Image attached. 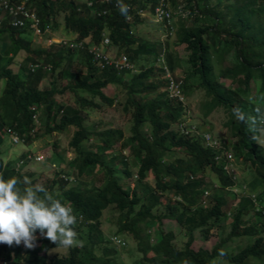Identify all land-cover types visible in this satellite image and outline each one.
<instances>
[{
	"label": "trees",
	"instance_id": "1",
	"mask_svg": "<svg viewBox=\"0 0 264 264\" xmlns=\"http://www.w3.org/2000/svg\"><path fill=\"white\" fill-rule=\"evenodd\" d=\"M117 1H122L125 7L132 4L147 14H152L159 2L30 0L29 7L37 14L42 36L49 37L46 29L58 28L57 20L64 16L62 27L72 37L100 45L107 36L109 48L116 49L117 55L126 54L134 64L144 60L136 72L102 70L89 51L72 50L64 45L33 48L31 36H37L34 30L12 27L10 17L0 25V84L5 83L0 95V175L5 179L17 177L23 191L24 178L33 174L21 169L28 161L36 162L27 152L17 161H5L1 146L8 128L16 130L30 144L43 134L62 133L74 127L70 141L74 157L67 161L71 171L64 167L62 172L55 171L50 185L44 187L53 194L59 193L61 201L72 207L77 217L74 228L85 240L82 245L71 247L67 256L49 259L48 251L58 244L38 231L34 248L22 243L0 244V264H124L119 250L110 245L101 229L103 213L112 206L121 213L120 232L132 233L139 242L142 257L134 264H250L252 259L264 262V211L260 207L264 201V148L257 143L259 133L264 130V0H170L173 9H182L178 4L185 1L184 7L194 24H181L177 33L179 47L184 46L188 52L184 94L187 96L194 90L187 91L188 83L199 78L198 87L210 98L206 115L224 109L234 157L252 164L257 177L249 183L250 191L254 192L259 185L263 189L256 203L250 196L252 192H248L238 206H230L228 210L229 199L232 197L234 201L236 196L230 190L235 182L224 169L226 148H207L202 133L182 134L177 128L183 123L186 108L170 99L169 85L163 79L166 70L158 66V61L164 58L179 83L177 54L162 43L137 36L134 27L143 20L136 15L128 22V15L135 12L122 14L120 7H113ZM90 2L95 3L93 8ZM21 51L27 56L16 72L11 64ZM82 57L86 65L77 63L74 67ZM216 57L222 66L226 61L230 63L219 77L215 73ZM36 64L40 68L33 71ZM48 76L52 77L51 82L44 87ZM58 79L67 80V85L58 84ZM109 87L121 88L125 93L123 111L130 114L132 123L129 137L121 129L100 130L87 124L91 110L100 109L102 104H115V99L105 94ZM67 93L74 98L72 104L56 100ZM41 113L45 119L38 126L35 118ZM87 140L92 145H85ZM51 145L54 152L61 151L55 142ZM117 146L119 151L114 154ZM125 150L135 158L136 173L130 169ZM21 159L22 168H17ZM96 168L108 174L100 186L85 180L88 169ZM207 169L214 172L216 181L210 183L204 173ZM62 174L73 175L76 182L70 184ZM150 174L154 185L148 182ZM134 177L135 185L130 186L126 180ZM254 210L256 215L250 217ZM166 219L178 222L185 230L188 241L184 248L176 244L174 232L162 229ZM228 221L230 232L224 237L227 226L222 223ZM210 222L220 229L218 243L212 249L194 250L195 231L202 229L208 237L206 227ZM157 227L161 237L152 243L151 231ZM242 237L254 241L239 246L238 252L220 249Z\"/></svg>",
	"mask_w": 264,
	"mask_h": 264
},
{
	"label": "rangeland",
	"instance_id": "2",
	"mask_svg": "<svg viewBox=\"0 0 264 264\" xmlns=\"http://www.w3.org/2000/svg\"><path fill=\"white\" fill-rule=\"evenodd\" d=\"M83 0H80L82 2ZM179 6H182V12H180L179 8H172L175 11V22H174V35L168 34L167 29L164 28L161 24H159L157 21L151 17L150 14H147L146 18H143V23L138 24L137 27H134V32L137 36L142 38L144 41H149L152 43H162L164 44L165 48H170L171 52L177 54L178 57V67H177V75L184 79L186 72L188 71L189 64L187 62L188 58V52L185 49L184 46L179 47L178 45V39H177V33L178 29L180 28L181 24H185L188 26H191L193 24L192 18L188 17V10L186 11V5L185 1L179 2ZM222 9H225L224 6H222ZM64 16L61 17V19L57 20V25L58 28L55 30L51 31L54 36V38H57L55 36H61V38L65 39H75L71 35L67 34V32L64 30V24H63ZM194 25V24H193ZM62 31V32H61ZM31 39L33 40V48H48L49 43L47 42V37L42 36H31ZM89 46L95 47L96 45L93 44L91 45V42L88 41ZM1 45V44H0ZM106 52L110 56H117L116 54V49L114 48H108L106 47ZM162 48H160V51ZM27 53L24 51H21L18 53L16 57H14V62L11 64V68L18 72L20 69L21 63L24 61L26 58ZM222 59V58H221ZM77 63L80 65L85 66L86 65V60L85 58H81L80 60L76 61L74 64V67L77 66ZM144 63L143 61L136 62L135 66L136 69L138 70L139 65ZM229 62L226 61L223 66H222V61L220 59L214 60V65H215V73L216 77H219L221 70L229 66ZM50 75V74H49ZM52 77L48 76L46 78V82H44V87H48V85L51 82ZM64 82V83H63ZM199 78H194L191 80V82L188 83L189 88L187 89H194L192 92H189L187 95V110L185 114V118L188 121H191L193 124H197L199 130L202 132H207L211 133L212 135H215L217 138H220L222 140L226 139L228 141H233L231 139L229 130L225 127V122L227 120V115L224 112V109H217L213 113H211L209 116L206 115V112L208 110V102L210 101V98L206 96V93L200 89L199 86ZM227 84V86L230 84V82H224ZM58 84H63L67 85V80L65 82L64 79H58ZM5 83L2 82L0 84V95L2 90L4 89ZM233 86V85H231ZM257 89V86H256ZM255 89V90H256ZM105 94L110 97L115 99V104L113 106L110 105H104L100 103V99H97L96 101L103 106L100 109L96 110H91V114L88 117L87 124L90 126H96L100 130H106V129H121L124 131L126 137H129L131 135L130 133V128H131V116L130 114H126L123 111V106L126 100L125 93L122 91L121 88H115V87H109L108 89L105 90ZM84 97H87L88 99H92V96H89L88 94H83ZM82 95V96H83ZM154 97V96H152ZM56 100L59 103H66L68 102L69 104H72L74 102V98L70 93L65 94L62 97H57ZM45 117H43V114L39 115L38 122L39 125L41 126V123L44 121ZM75 128L71 127L68 130L63 131L62 133H52L50 135L43 134L39 138H37L35 141L32 143L28 144L25 142H21L18 144H13L11 142L10 136L5 135L4 136V141L2 143V157L5 159L6 162L9 160H15L20 159L21 155L24 152H31V153H44L45 154V160L42 162H35V161H28L26 165H23V168L21 169L24 172H29L32 173V177L29 178L31 181L32 185H42V186H49L51 180L55 177V169L51 166V162H56L57 166L61 169L64 170L69 168L67 167V161H69L72 157H74V153L72 152L70 148V141L73 136V133L75 132ZM55 142L61 151L58 150V152H54V148H52V143ZM257 143L261 145L264 148V130H262L257 139ZM85 145L89 146L92 145V141H86ZM119 147L117 146L115 150H113V153H118ZM59 154V155H58ZM125 156H127L130 169L132 172L136 173L137 167H136V161L135 158L130 154L128 150L124 151ZM51 158V159H50ZM65 158V160H64ZM51 160V161H50ZM62 160V161H61ZM61 161V162H59ZM236 168L237 172L239 173L240 181L242 186H247V190L244 192L242 189L239 187L235 188L233 190L234 194L236 197H233L234 201L232 200V197L229 199L228 203L229 206L226 208L228 210L231 207L235 208L238 206V204L241 201V198L247 194V192L252 189L250 187V182L253 180H256V174L253 171L252 164L246 163L242 159H237L236 158ZM59 171V170H57ZM71 171V170H69ZM206 177H208V180L210 179V183L216 181V175L214 172H212L210 169H207L205 172ZM203 174V173H202ZM107 171L102 170V169H88L87 173V179H85L87 182H92L95 183L97 186L102 185L100 182L102 179L107 178ZM123 177V175H122ZM135 180L134 179H128V184L130 186L135 185ZM214 180V181H213ZM148 182L150 184L154 185V180H153V175L150 174L148 178ZM31 186V185H30ZM241 186V187H242ZM263 189L258 186V189L254 190V193L252 197L257 198L258 194L262 191ZM211 194V192H210ZM209 199V198H208ZM207 199V200H208ZM209 201V200H208ZM166 203V201L164 200ZM262 210L264 211V201H262V204L260 206ZM233 212V210H229ZM255 212L257 210L252 211L250 213V217L255 216ZM120 218H121V213L117 209L116 206L109 207L107 210L104 211L102 219H101V229L103 231V234L105 236V239L110 241V245L116 247L119 252H120V260L124 264H134L136 261L141 259L142 254L139 252V242L134 238V235L129 232L121 233L120 232ZM231 218V217H230ZM248 218V217H247ZM163 227L162 229L166 232H174L177 235V240L176 244L178 245L179 248H184L186 242L188 241V237L184 233L185 230L182 228V226L179 225L178 222L176 221H171V220H164L163 221ZM223 225L226 224V229H225V234L223 235L228 236L230 232V225L229 221L228 223L224 222L222 223ZM209 228V236L207 237V234L204 230L199 229L195 231L194 236H195V242L193 244V249L198 251L200 249H212V247L218 243L219 240V231L220 229L216 224H213L212 222L209 223V226L206 227ZM184 230V231H183ZM78 233V240L81 242L80 245H82L85 240L82 238L81 234ZM160 230L157 227V230L152 229L151 231V242L152 243H157L160 239ZM121 240L122 242L125 243V246L118 245L116 244V240ZM115 239V240H114ZM114 240V241H112ZM254 241L253 238H248V237H242L238 238L237 240L235 239L234 242L230 241L225 243L220 249H228L231 251H236L238 252L239 246L240 248L248 245L249 243H252ZM23 244V243H22ZM24 245V244H23ZM71 247H62V246H56L55 248H52L48 251L47 256L49 259H52L54 257L58 256H67L68 252ZM250 264H264L263 261L260 260H249ZM229 264L228 262H226Z\"/></svg>",
	"mask_w": 264,
	"mask_h": 264
},
{
	"label": "clouds",
	"instance_id": "3",
	"mask_svg": "<svg viewBox=\"0 0 264 264\" xmlns=\"http://www.w3.org/2000/svg\"><path fill=\"white\" fill-rule=\"evenodd\" d=\"M120 11L122 14H125L127 12V8L121 5ZM150 15L152 17V14ZM168 34H170L169 31ZM52 36L54 35L52 34V32H50L49 37ZM55 37H57L56 39H65V38H61V36H55ZM74 38L75 39H67V40H75L81 42V40H78L77 37ZM106 39H108L107 36L105 40ZM88 41L90 40L83 41V42H87L88 44L87 50H81V51L90 52L89 48L91 46H89ZM109 45L110 43L108 44V48ZM121 54H118L117 56ZM136 71L137 69L135 67L134 72ZM178 78L180 77L178 76ZM163 79L166 80L165 77ZM180 82L183 83V88H184V82L182 78ZM185 98H186L185 103L180 102V104H183L184 107L186 108L187 107L186 95ZM186 115L187 113L183 117V123L192 125L191 121H188L185 118ZM177 128L182 132L181 125H179V127ZM198 133H202L204 135L207 132L204 133L201 130H198ZM6 135L8 134L6 133ZM222 141H227L229 144V141L226 139ZM204 145L206 146L205 142ZM33 154H37V153H33ZM53 163L56 164V162H51V166ZM54 169L56 171L59 170L58 172H62V169L59 168L57 164H56V168ZM72 178H74V182L72 183L69 181L67 182H69L70 184L75 183L76 179L75 177H73V175ZM240 183L241 181L239 177L238 186L242 188L241 187L242 184ZM20 184L21 181L17 177H10L8 179H5L3 175H0V244H7L9 246H12L13 244L20 245L21 243H23L24 246L27 248H34L35 242L38 238L36 233L39 231L41 236L50 240L52 243L58 244V246H62V247L79 246L81 242L78 240V233L74 228V225H76L77 223V217L74 214L73 209L69 205L61 201V199L59 198V193L53 194L52 192H49L48 189H46L42 185H32L28 177H25L23 180V184L25 185L23 191H21L19 187ZM116 244L125 246V243L118 239L116 240ZM224 254L225 253L223 252V250H221L220 255L223 256Z\"/></svg>",
	"mask_w": 264,
	"mask_h": 264
},
{
	"label": "built area",
	"instance_id": "4",
	"mask_svg": "<svg viewBox=\"0 0 264 264\" xmlns=\"http://www.w3.org/2000/svg\"><path fill=\"white\" fill-rule=\"evenodd\" d=\"M29 1L30 0H22L19 3H14L10 0H0V25L3 21L6 20L7 17H10L9 24L12 27L15 28H28L29 30H34L36 32V35L42 36L44 32L42 33L39 28V20L37 18V14L34 10H31L29 7ZM106 2H110V0H105ZM94 2H90V7H94ZM121 5H123L122 1H117L113 3L114 8H119ZM127 11L129 12H135L132 15H128L127 21L132 22L136 15H138L141 19L147 17V13H145L141 9H137L132 4H128L126 6ZM152 17L155 21H157L159 24L164 25L165 28L169 31L171 35L174 34V22H175V14L172 10V3L170 0H159L158 6L155 7L154 12L152 13ZM49 34L51 30L46 29ZM47 42L49 45H64L66 47H69L72 50H87V42L83 41H75V40H67V39H56L53 37H50L47 39ZM109 40L106 39L102 45H96L95 47H90V53L93 55L94 60L96 64L102 69L106 70L107 68L113 69L118 73H124V72H134L135 66L130 61L129 57L125 54H121L119 56H110L106 52V47H108ZM158 66H163L166 70L165 79L167 80V83L169 85L168 92L170 94V98L177 100L181 103H185L186 98L183 92V83L177 82V79L174 77L173 72L170 70V68L166 65V62L164 61V58L160 59L158 62ZM40 68V65L36 64L32 66L33 71ZM44 69L48 70L47 67H44ZM36 122H38V118H35ZM181 130L184 134H193V132H197V127L194 125H188V124H181ZM7 134L10 136L11 142L13 144H18L21 142H24V139L18 134V132L12 128L7 129ZM203 140L207 146V148L211 149H218V150H225V156H226V166L224 167L225 171L232 177V180L235 182L234 185L230 190L233 192V190L238 186L239 184V173L237 172L236 168V159L234 157V152L232 148L229 146L227 141H222L219 138H216L215 136L211 135L210 133H206L203 135ZM228 146V147H226ZM29 158H34L36 161H43L45 160V155L43 153H37L33 154L31 152L28 153ZM24 163V160L21 159L20 162L17 163V168L21 167V165ZM53 168H56V164H52ZM62 178H64L66 181L74 182V178H68L65 177L64 174L61 175ZM240 188V187H239ZM242 191L244 192L247 190V186H242ZM234 193V192H233ZM248 193V192H247ZM246 195V194H245ZM244 195V196H245ZM253 194H250L252 196ZM210 196V193L208 197ZM252 199L256 203V198L252 197ZM69 205V204H68ZM70 206V205H69ZM71 207V206H70ZM72 208V207H71ZM264 218V216H263ZM6 264V263H4Z\"/></svg>",
	"mask_w": 264,
	"mask_h": 264
}]
</instances>
